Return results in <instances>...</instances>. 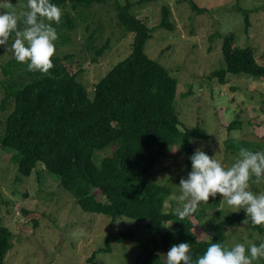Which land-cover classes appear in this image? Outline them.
<instances>
[{
  "label": "rangeland",
  "instance_id": "1",
  "mask_svg": "<svg viewBox=\"0 0 264 264\" xmlns=\"http://www.w3.org/2000/svg\"><path fill=\"white\" fill-rule=\"evenodd\" d=\"M126 1L132 4L131 11L151 29L146 53L178 79L175 103L181 129L199 125L209 134L207 139L192 141L193 151L202 147L210 156L215 154L225 167L237 155L231 142L241 140L249 143L246 147L264 151V78L227 74L222 84L217 75L210 76L225 66L222 45L229 33L234 34L236 47H253L257 61L264 65V0H194L199 9L193 8L190 0H101L90 6L79 5L77 9L67 2L59 8V22L45 18L43 22L51 24L57 33L54 55L63 58L92 98L97 81L131 52L133 34L120 24L117 15V5ZM26 5L27 0H0V12H12L18 22L23 19L21 13L27 10ZM163 5L171 8L173 30L159 26ZM69 20L74 22L73 26L68 27ZM12 40L0 52L2 121L14 108L12 99L5 100L7 88L12 84V77L20 73L17 71L5 80L1 75L3 65L14 58ZM100 49L102 53L97 54ZM237 120L240 123L231 130L228 125ZM110 152V148L97 151L95 160L100 162ZM15 153L16 150L0 145V222L13 234L12 248L4 264H88L87 258L104 246L109 234L126 229L146 242L152 238L160 240V235L151 234L135 219L123 216L113 220L104 214L84 211L43 164L30 176L22 175ZM188 157L180 146L171 147L150 171L153 181L172 189L167 210L177 206L179 179L190 170ZM249 189L264 191V178L252 177ZM217 200L215 206L213 203ZM197 210L200 218L192 217L194 231L203 240H210L215 223L232 212L222 203L219 194L215 199L210 196L209 201L200 202ZM249 225L246 221L226 227L229 247L236 242L247 247L249 242L258 244L264 240V234L251 230ZM166 226L164 232L170 224ZM140 250L138 241L127 239L113 243L110 252H99L97 261L99 264H136ZM253 264H264V259Z\"/></svg>",
  "mask_w": 264,
  "mask_h": 264
},
{
  "label": "trees",
  "instance_id": "2",
  "mask_svg": "<svg viewBox=\"0 0 264 264\" xmlns=\"http://www.w3.org/2000/svg\"><path fill=\"white\" fill-rule=\"evenodd\" d=\"M99 1L50 0L58 8L71 2L74 9ZM190 3L199 9L194 0ZM117 8L120 24L133 34L131 52L97 81L93 98L59 55H53L52 67L45 73L28 71L27 63L14 58L3 65L4 80L17 71L20 73L12 77L7 88L5 100L12 99L14 108L0 120V145L16 150L15 160L24 176H30L43 164L84 211L104 214L113 220L132 218L142 222L151 234L160 235L158 242L155 238L146 242L129 229L111 233L104 246L87 258L88 264H99V252H110L113 243L127 239L140 243L136 264H163L162 251L166 253L172 244L183 241L190 244L193 258L202 255L209 243L228 246L226 227L241 222L245 213L231 212L215 223L210 240L200 239L192 220L200 218L199 211L178 221L173 209H166L172 189L149 177L155 163L169 148L180 146L190 155L192 141L207 139L209 134L199 125L181 129L175 103L178 79L146 53L151 29L131 11L132 4L126 1ZM170 18L171 8L163 5L159 26L173 30ZM22 21L17 22L18 30L25 27ZM245 21L248 25L247 13ZM73 24L69 20L68 27ZM13 37L14 32L0 45V52ZM222 51L225 66L210 75H217L220 83L226 82L227 74L264 78V65L257 61L254 48L236 47L233 33L224 36ZM239 123L234 121L228 127L232 130ZM231 144L237 152L240 147L256 151L241 140ZM107 148L111 149L110 154L100 162L95 160V153ZM217 202L213 204L216 206ZM166 224L170 227L164 232ZM248 227L264 234L261 225L250 222ZM12 237V231L0 222V264H4L12 248Z\"/></svg>",
  "mask_w": 264,
  "mask_h": 264
},
{
  "label": "clouds",
  "instance_id": "3",
  "mask_svg": "<svg viewBox=\"0 0 264 264\" xmlns=\"http://www.w3.org/2000/svg\"><path fill=\"white\" fill-rule=\"evenodd\" d=\"M26 8L21 13L25 25L22 30L17 29L15 14L0 12V45H4L9 34L14 32L10 45L14 59L27 62L28 71L45 73L52 67L57 33L51 24L38 17L59 22L60 10L50 0H27ZM188 159L190 170L179 179L178 194L175 196L177 206L172 210L178 221L190 217L200 202L209 201L210 196L215 199L219 194L222 203L232 212L244 211L241 223L250 220L253 225H264V191L249 189L252 177L256 180L264 178V151L240 147L236 158L227 167L215 154L210 156L202 147H197ZM190 247L187 241L172 244L166 253H162L163 264H253L258 259H264V240L258 244L249 242L247 247L240 242L230 247L209 243L202 255L195 258Z\"/></svg>",
  "mask_w": 264,
  "mask_h": 264
}]
</instances>
